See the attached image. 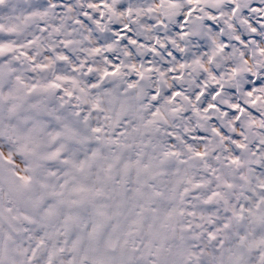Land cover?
Returning <instances> with one entry per match:
<instances>
[{
  "label": "snow or ice",
  "instance_id": "snow-or-ice-1",
  "mask_svg": "<svg viewBox=\"0 0 264 264\" xmlns=\"http://www.w3.org/2000/svg\"><path fill=\"white\" fill-rule=\"evenodd\" d=\"M0 264H264V0H0Z\"/></svg>",
  "mask_w": 264,
  "mask_h": 264
}]
</instances>
